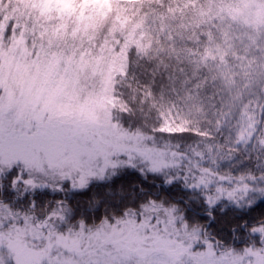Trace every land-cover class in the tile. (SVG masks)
Instances as JSON below:
<instances>
[{
  "label": "snow or ice",
  "instance_id": "1",
  "mask_svg": "<svg viewBox=\"0 0 264 264\" xmlns=\"http://www.w3.org/2000/svg\"><path fill=\"white\" fill-rule=\"evenodd\" d=\"M0 264H264V0H0Z\"/></svg>",
  "mask_w": 264,
  "mask_h": 264
}]
</instances>
